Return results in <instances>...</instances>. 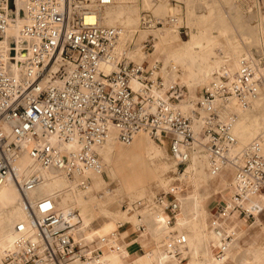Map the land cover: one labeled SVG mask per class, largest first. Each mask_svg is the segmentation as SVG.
I'll use <instances>...</instances> for the list:
<instances>
[{"label": "built area", "instance_id": "obj_1", "mask_svg": "<svg viewBox=\"0 0 264 264\" xmlns=\"http://www.w3.org/2000/svg\"><path fill=\"white\" fill-rule=\"evenodd\" d=\"M112 2L0 0V185L15 182L25 211L13 225L12 247L2 264H100L103 247L120 249L125 235L118 229L87 238L78 209L58 206L61 190L32 193L49 169L86 189L88 171L104 172L98 147L112 130L124 144L139 131L166 141L176 166L199 154L211 176L232 168L230 201L218 205L208 220L217 241L216 258L238 237L229 215L249 218L264 208L261 136L236 148L233 132L238 111L259 94L253 60L241 55L233 72L222 64L184 111L177 106L184 84L165 80L159 60L148 65L131 59L127 48L117 50L123 27L101 22ZM17 13L23 16L17 36L3 42ZM147 22L162 23L155 16ZM121 206L127 212L142 209L162 223L165 264L186 259L187 236L171 228L180 207L175 194L122 198ZM142 217L139 212L134 231L144 228Z\"/></svg>", "mask_w": 264, "mask_h": 264}, {"label": "rangeland", "instance_id": "obj_2", "mask_svg": "<svg viewBox=\"0 0 264 264\" xmlns=\"http://www.w3.org/2000/svg\"><path fill=\"white\" fill-rule=\"evenodd\" d=\"M142 2L146 7L147 5H150V7L142 8ZM140 6L139 17L141 16V19L139 18V22L141 23L138 24V28L134 29L125 26V29L129 30L131 35H133V43L127 50L128 55L133 51V48L139 45H142V49L145 52H152V44L158 40L149 32L157 28L159 29L158 32L162 31L165 40L169 39V41L173 42V46L178 47L180 45L179 43L181 45L187 43V45L197 48L199 50L197 58L205 61L210 58H219L223 61L226 56V61L221 62L220 60L219 62L226 65V68L230 72H233L237 67L238 60L236 59L241 55L245 56L246 53L257 63L256 65L259 66L260 73L257 67L256 72L258 76L260 75L261 83L259 94L253 100L250 107L238 111V118L234 123L233 131L240 144L254 137L252 128L254 129L256 127V130L259 132L257 133L260 134L264 129V0H140ZM131 9L134 10L133 8ZM19 16L23 17L21 14ZM153 16L160 17L162 23L147 25V21L150 22ZM15 18L14 16L13 20ZM140 31L145 33L148 31V33L146 35L143 33L140 36ZM174 32L179 38L178 43L174 42L175 39H170V36H172L171 33ZM147 37L150 38L149 42L146 41ZM145 60L148 65L153 64L155 61L149 55L146 56ZM159 62L163 65L162 59H159ZM204 86L205 84L196 86L195 100L202 94ZM184 87V94H186L187 87L185 84ZM248 122L251 126L246 127ZM250 132L251 134L248 137L244 136ZM118 142L122 146L126 145L120 141ZM145 143L147 145L150 143L157 147L159 146L158 148L161 153L159 157L148 155L147 158L146 153H144L145 156L142 155L147 161H151L150 159L153 157L156 163L151 164L150 162L149 168L142 173H133L126 168L120 170L121 168L119 167L123 166V162L115 161V150H112L109 158L110 167L101 160L104 163L103 174L97 173L91 177V182L88 187H92V190L86 193L89 203L82 206L76 203L72 204L78 209L80 216L85 215L90 217V228L98 224L103 226L109 220H113L115 228L111 229V231L118 229L121 232V236L135 230L134 224L138 219L137 214L140 212L145 215V211L142 209L130 212L125 211L121 206L122 198L133 199L140 196L164 194L166 192L168 196L171 194H175L176 196L177 194L181 195L184 191L191 193L193 190L192 184L190 183L191 174H186L187 176L185 177L183 176V173H185L184 168L189 164V166L193 165V168L195 167L192 178L199 183L198 190L207 196V220L218 205L225 203L221 201L219 196L214 194L215 188H217V183L215 182L219 178V175H223V173L231 181L232 172L225 171L224 167L218 175L211 176L207 172L205 158L199 154H193L190 161L176 166L174 159L170 155L166 141L159 142L147 135ZM140 149L144 150L143 148H137L138 155L142 153ZM113 164L116 166H113ZM180 176L182 177L179 178ZM137 177L141 178L140 182L137 180ZM159 182L162 184H158ZM16 199L19 198L16 197ZM72 205L71 207H73ZM258 217L260 219L259 223H252L251 226L239 223L240 235L237 239L239 242L242 243L243 239H248L257 233H259L257 241L261 242L264 239V211ZM122 222H125L124 226L118 228L119 223ZM249 222L250 220L247 223ZM172 225H175V219ZM140 231H134V234L137 235ZM88 232V230L86 232L84 231L85 235ZM163 233L157 235L156 238L153 237L150 241H142L140 244L144 248L148 246L156 247L157 244L160 245ZM191 233L195 234L196 232L194 230L186 235L188 237L186 259L178 264L187 261L189 253H192L193 246L189 240L193 239ZM135 247L134 245L128 246V252L131 253ZM102 249L109 251L110 248L103 247ZM138 251L142 252L141 249ZM153 251L156 250L153 249Z\"/></svg>", "mask_w": 264, "mask_h": 264}, {"label": "bare ground", "instance_id": "obj_3", "mask_svg": "<svg viewBox=\"0 0 264 264\" xmlns=\"http://www.w3.org/2000/svg\"><path fill=\"white\" fill-rule=\"evenodd\" d=\"M147 7H150V5H147ZM147 7L142 2V8H147ZM131 8H133L134 10H132ZM140 9H141L140 0H113V2L108 6H106L105 9L102 11L101 13L102 23L107 25L119 24L124 29L123 34L120 36L117 42L116 45L117 50H122L126 48L128 50V47L132 45L133 35H131V32L125 28L126 27L134 28V29L138 28V24L141 23L139 22V18L141 17V16L139 17ZM15 17L16 18L14 20L10 19L9 21V25L6 28V33L3 38V42H7L8 39L17 36L18 29L23 21V17H20L18 13L15 15ZM158 30L159 29L155 28L154 30L149 32L152 33L153 37L158 40L153 42L152 52H145L142 49V45H139L138 47L133 48V51L130 53L129 57L134 61L145 60L146 56L148 55L152 56L155 60L162 59L163 65H161L160 71L164 79L167 81L168 80L179 81L186 85L187 92L186 94H184L183 98L177 104V106L182 110L188 111L194 105L195 102L196 86L201 84H207L210 81V79L213 77V72L219 69L221 64H223L220 63L219 61L221 60V62H223L225 58L227 59V57L226 56L225 58L223 57L224 58L223 61L222 59L219 58L216 59L210 58V59H206V61L201 58H197L199 53V50L197 48H193L191 45L190 46L187 45V43L183 45L179 43L180 45H178V47L173 46L172 45L173 42L169 41V39L165 40L162 31L158 32ZM143 33L144 35H146L148 31L146 33L142 31L140 33V36H142ZM171 35L172 36H170L171 37L170 39H175L174 42L178 43L179 38L177 34L174 32L171 33ZM245 56L249 57L247 53ZM253 62L255 63V61ZM256 64L257 63H255V65ZM256 67L259 70L258 72L260 73L259 66L256 65ZM247 126H251V124L248 122L246 127ZM252 131L254 132L253 135L254 137L257 135L261 136L263 143V151H264V129L260 132V134H258L259 132L256 130V127L254 129L252 128ZM250 134L251 132L247 133L244 136L248 137ZM147 135L148 134L144 131L137 132L134 135L131 142L129 144H126L128 146L125 145L126 146L125 147L119 144L118 142L119 140L115 137V132L112 130L109 136L106 138V140L98 147V153L100 159L103 162H105V164H107L108 167H110L109 158L111 155V151L115 150V155H116L115 161L123 162V166L120 167L118 164L115 163L116 165H118L119 168H121L120 170L126 168L133 173L135 172L142 173L143 171H146L149 168L150 165L149 163L150 162L151 164L156 163V161L153 159V157H151L150 159L151 161H147V159L143 158L145 156L144 153L147 154L146 155L147 158L148 155L159 157V155L161 154L160 149L158 148L159 146L157 147L150 143H148L147 145V143H145V139L147 138ZM248 141H246L243 144L244 145L247 144ZM243 144H240L237 138L236 148L244 146ZM137 148L144 149V150L140 149V152H142L141 155L140 153L138 155L136 151ZM19 164L21 167H24L26 165V157H24ZM115 164H113V166ZM189 165L185 166L184 168L185 173H183V176L185 177L187 176L186 174L188 175L191 174L190 183L192 184L193 190L191 193L184 191L181 193V195L177 194V198L180 201V207L175 213V225H172L171 228L177 229L184 233L195 230V232L199 237L197 242L198 247L201 246L206 247L209 245L208 244L209 240L215 241L216 238L211 231L209 232V230L207 229L208 225L204 221L205 211L203 205L207 201V196L206 194L201 193L198 190L199 183H197L192 178V175H194L193 171L195 167L193 168V165L191 166ZM231 170L232 169L230 167L228 166L225 167V171H229L231 173ZM44 173L46 179L39 187L33 190L32 193L34 195L49 194L56 190H61L59 193V200H58V206L61 208L71 207V205L74 203L80 206L89 203L87 201L88 198L86 197L87 195L86 193L92 190V187H87L86 189L77 188L75 184L71 183L60 171L57 170L49 169L46 170ZM95 174L97 173L88 171V175L90 177H93ZM219 176H220L219 178L220 181H223L224 183L222 187L219 186L218 188H215L214 194L216 196H219L221 198V201L225 199L229 200L230 195L227 192L229 190H231L230 192L233 191L232 182L227 179L224 173L223 175H219ZM181 177L182 176H180L179 178ZM137 180L140 182L141 178L137 177ZM158 184H162V183L159 182ZM14 194L19 199H16ZM24 217H25V211L21 206L20 194L15 182L13 180H7L3 182L0 185V264H2L1 262L2 257L12 247V239L14 236L13 225L15 221L18 219H23ZM111 221L113 222V220ZM143 221L145 222V226L136 236V239L138 241L144 238L147 234H150L151 236H157L156 235L157 233H160L165 230L162 223L149 212H145V215H143ZM90 224L91 223L85 224L83 222L81 224V228L85 232L86 230L89 231L86 234L87 238L93 237L91 232L94 227L90 228ZM127 242L128 241H124L120 249H109V251L102 249L100 264H165L164 259L166 257L165 255L162 254L161 249L157 250L156 252L157 254L155 256H144V257L137 256L133 261L126 262L124 260V256L126 255L127 251L124 245ZM225 254L226 253H224V255ZM222 258L223 257L219 258V260H221ZM185 264H189V262Z\"/></svg>", "mask_w": 264, "mask_h": 264}, {"label": "crops", "instance_id": "obj_4", "mask_svg": "<svg viewBox=\"0 0 264 264\" xmlns=\"http://www.w3.org/2000/svg\"><path fill=\"white\" fill-rule=\"evenodd\" d=\"M232 169V168H231ZM232 172V170H231ZM220 178V176H219ZM217 179L215 183H217V188L220 186L222 187L223 185V181H220V179ZM231 190H229L227 193H229V195H231L232 192H230ZM226 203H229L230 201V197L229 200L225 199L223 200ZM207 202V201H206ZM204 208V221L205 223L208 225V220H207V209H206V203H204L203 205ZM88 209V208H86ZM264 211V208L258 212L257 214H254L252 217L249 218H245L243 216H238L236 212H233L229 215V220L230 222L236 226L237 231H238V237H239V228L240 225L239 223H244L247 226H251L252 223H259V217L258 215L261 214ZM255 218V219H254ZM81 219L83 221V223L87 224V223H91V219L88 216H81ZM248 220H250L249 223ZM114 223L109 220V222L107 224H104L103 226L100 224H98L97 226H95L92 230V236L93 237H97V236H101V235H105L108 234L111 231V229L115 228V225H113ZM207 229L209 230V232L211 231L208 227ZM164 231L157 233L156 235H159L161 233H163ZM193 232V231H191ZM189 232H186V235H188ZM192 234V233H191ZM123 236V235H122ZM136 236L134 234V230L127 233L122 239V245L124 241H128L124 247L127 251L126 255L124 256V260L126 262H131L133 261L138 255H140L141 257L144 256H155L157 253V250L161 249L160 245L157 244L156 247H151L148 246L147 248H144L140 242L142 241H150L153 237L156 238V236H151L150 234H147L144 238H142L140 241H138L136 239ZM257 236H259V233H257L254 236H251L248 239H243V242H239L236 238V240L233 241V243H231V245L229 246V248L227 249V251L225 252L226 254L223 256V258L221 260L217 259L214 254H213V249L214 246L217 244V241H208V246L206 247H198L197 242H198V235L197 233L192 234L193 239H189L190 243H192L193 249H192V253H189V258L187 259V261H185L182 264H185L187 262H189V264H264V239L260 242L257 241ZM159 239V237H158ZM188 239V237H187ZM244 244H246L244 246ZM130 245H134L136 246L133 251L130 253L127 250V247ZM142 250V252H139L138 250ZM145 249V250H144ZM153 249H155L156 251H153ZM145 251V252H144ZM243 251V252H242ZM242 252V254H241Z\"/></svg>", "mask_w": 264, "mask_h": 264}]
</instances>
